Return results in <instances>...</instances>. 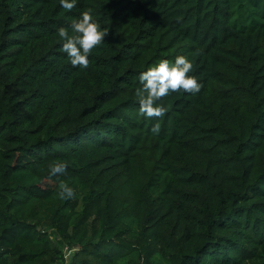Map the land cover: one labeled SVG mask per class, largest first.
I'll return each instance as SVG.
<instances>
[{
  "label": "trees",
  "instance_id": "16d2710c",
  "mask_svg": "<svg viewBox=\"0 0 264 264\" xmlns=\"http://www.w3.org/2000/svg\"><path fill=\"white\" fill-rule=\"evenodd\" d=\"M88 9L108 34L73 68ZM177 55L200 93L140 115ZM0 264H264V0H0Z\"/></svg>",
  "mask_w": 264,
  "mask_h": 264
},
{
  "label": "clouds",
  "instance_id": "9594fccd",
  "mask_svg": "<svg viewBox=\"0 0 264 264\" xmlns=\"http://www.w3.org/2000/svg\"><path fill=\"white\" fill-rule=\"evenodd\" d=\"M76 0H60V7L72 10ZM63 41L60 52L66 54L73 68L87 69L92 51L104 41L108 34L94 19L91 9L82 11L68 28L60 27L56 33ZM193 73V62L184 55H177L174 60L160 59L150 65L146 71L139 73V87L137 97L139 114L147 118H161L167 108L162 106L161 98L171 93L184 92L191 95L200 93L203 84ZM151 131L158 134L159 123ZM67 171L66 165L57 163L49 169V175L57 176ZM73 189L66 184L60 185L61 198H72Z\"/></svg>",
  "mask_w": 264,
  "mask_h": 264
},
{
  "label": "built area",
  "instance_id": "2783aa9c",
  "mask_svg": "<svg viewBox=\"0 0 264 264\" xmlns=\"http://www.w3.org/2000/svg\"><path fill=\"white\" fill-rule=\"evenodd\" d=\"M72 251L66 248L65 256L68 259L71 256Z\"/></svg>",
  "mask_w": 264,
  "mask_h": 264
},
{
  "label": "rangeland",
  "instance_id": "374dc122",
  "mask_svg": "<svg viewBox=\"0 0 264 264\" xmlns=\"http://www.w3.org/2000/svg\"><path fill=\"white\" fill-rule=\"evenodd\" d=\"M74 199H75V200L80 199V195H78L76 192H75V194H74ZM128 240H129V239H128ZM75 250H77V249H75Z\"/></svg>",
  "mask_w": 264,
  "mask_h": 264
}]
</instances>
